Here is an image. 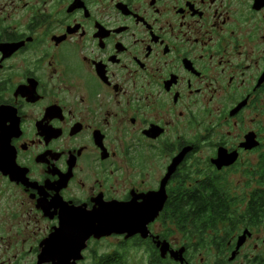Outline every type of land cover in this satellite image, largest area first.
<instances>
[{
    "label": "flooded vegetation",
    "instance_id": "1",
    "mask_svg": "<svg viewBox=\"0 0 264 264\" xmlns=\"http://www.w3.org/2000/svg\"><path fill=\"white\" fill-rule=\"evenodd\" d=\"M100 219L71 263L264 264V0H0V264Z\"/></svg>",
    "mask_w": 264,
    "mask_h": 264
},
{
    "label": "water",
    "instance_id": "2",
    "mask_svg": "<svg viewBox=\"0 0 264 264\" xmlns=\"http://www.w3.org/2000/svg\"><path fill=\"white\" fill-rule=\"evenodd\" d=\"M79 234H70L67 232H61L59 234V238L64 241V244L67 242V248H54L52 251L43 252L42 257L45 259L46 256H49V259L55 260L60 262V264H75L71 263L72 260H76L80 258L81 252L86 248L87 240L96 235V238H101L103 236H109L113 233H129L135 234L136 232H142L143 230H147V225L149 224L148 221H135V220H126L120 221L119 219L116 220H97L96 226L90 227L89 222H79ZM248 232V231H247ZM247 232L239 239L237 248L239 249L245 242ZM75 241H79V244H75V248L72 249V244ZM71 243V244H70ZM65 247V245H63ZM169 250V245L164 244L162 251L163 257L166 256V252ZM236 254L234 253L232 258H234ZM171 257L180 263H184L183 252H172Z\"/></svg>",
    "mask_w": 264,
    "mask_h": 264
},
{
    "label": "trees",
    "instance_id": "3",
    "mask_svg": "<svg viewBox=\"0 0 264 264\" xmlns=\"http://www.w3.org/2000/svg\"><path fill=\"white\" fill-rule=\"evenodd\" d=\"M254 206L255 205H252L250 210L247 211V213H253L255 209ZM234 207L235 205L231 204V202H228L226 205L224 204L223 205H219V204H198L196 205L195 208H196L197 218L200 216L206 217V218L197 219V221L195 222L196 232L200 231V234L203 235L202 232H204L205 230H208L210 228H216L214 227V225L217 224V222H219L218 220L220 219V217L224 215H228L226 216L227 221H231V222L234 221V223L236 224L238 220L236 218L231 217V215L237 213ZM212 214L214 216L218 215L217 219L212 218ZM199 220H202V222H199ZM185 224L188 225L190 223L187 222Z\"/></svg>",
    "mask_w": 264,
    "mask_h": 264
},
{
    "label": "rangeland",
    "instance_id": "4",
    "mask_svg": "<svg viewBox=\"0 0 264 264\" xmlns=\"http://www.w3.org/2000/svg\"><path fill=\"white\" fill-rule=\"evenodd\" d=\"M233 181H234L235 185H240L237 189H232L233 193L236 196L245 198V197L248 196V194H250L252 192V189H251L252 185H250V186L246 185V183L249 182L250 180L245 179L244 176L240 175L238 177V179H236V180L234 179ZM245 202H246V200H245ZM245 202L243 201V204L240 207L241 212L245 211V208L247 207V204ZM256 230H258V228H256ZM250 245H252V244H250ZM108 249L113 250V248L111 247L109 242L105 243V245L102 246V251H106ZM246 251L249 252L250 250L247 249ZM214 257H215L214 253H211V254L199 253L196 256V262L200 263L201 261H204V262H207V263H209V262L211 263V262H213ZM137 258H138L137 255L133 254L132 264H139L137 260H140V259H137ZM135 261H137V263H135ZM140 264H142V263H140Z\"/></svg>",
    "mask_w": 264,
    "mask_h": 264
}]
</instances>
